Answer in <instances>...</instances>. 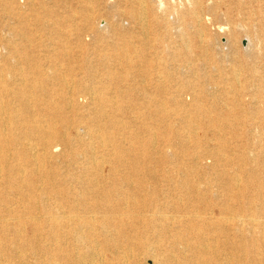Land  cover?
<instances>
[{
  "label": "bare ground",
  "instance_id": "bare-ground-1",
  "mask_svg": "<svg viewBox=\"0 0 264 264\" xmlns=\"http://www.w3.org/2000/svg\"><path fill=\"white\" fill-rule=\"evenodd\" d=\"M189 1L191 6L184 2L182 5L168 6L164 0H131L130 7H117L109 11L111 15L99 16L92 6L93 0H85L81 11L73 5L65 6L63 13H60L61 5L57 1L49 4L46 0H2L5 12L18 18L15 24H11V21L6 24L12 35L0 44L6 51L7 59L8 56L17 58V64L6 59V65L0 68V205H5L7 215L17 216L18 213L17 219L29 221L34 230L40 233L44 224L49 222L48 234L61 236L67 219L80 223L81 220L88 221L85 213L77 210L78 205L88 203L84 194L93 193L92 200L97 207L113 194L116 201L112 202L115 204L104 211L100 232L108 244L115 246L120 237L131 241L138 239L149 228L154 233L157 231L154 223L148 219L141 223L148 228L140 231L135 225L126 228L120 213L122 204L132 202L133 205L148 206L164 200V203L184 204L189 209L195 207L194 204L205 202L203 190L200 191V180L189 178L200 173L197 169L183 164V172L177 178L165 170L158 173L155 169L144 170L139 165L143 154L152 158L168 155L167 150L158 144L160 138L165 141L170 133L165 129L158 133L160 127L155 129L153 124L146 121L151 119V112L159 114L156 118L159 123L166 121L169 111L165 96L171 86L170 79L196 77V62L207 65L204 73L207 76L230 77L229 85H223V89L235 93V97L230 98L232 104L244 106V96L247 92L249 94L250 89L253 93L261 94V99H251L253 118H256L253 122L254 133L251 134L249 128L237 133V125L247 124L249 118L234 112L220 114L211 123L226 128L236 141L234 145L235 141H231L228 146L227 164L232 166L236 160L241 161L227 171L223 169L222 174L226 175L224 180L217 178L220 185L226 184L222 194L225 209L238 214L246 207H257L258 203L264 206V183L248 180L264 170V90L258 92L260 87L264 88V7L253 4L259 0ZM158 12L161 15H156ZM210 25L221 32L228 29V38L224 43L215 45L213 41V53L204 47L206 43V46L211 45L209 40H189V28L202 31ZM246 27L251 30L246 34L248 43L244 49L246 51H243L233 42L232 36L238 28ZM158 29L165 30L155 43L152 36ZM169 31L176 34L169 36ZM253 39L257 41L255 45ZM194 44L195 49L192 47ZM42 60H48L50 64L41 65ZM255 79L258 83L250 82ZM220 86L213 83L210 88L214 92L223 91ZM225 100L228 102L229 99ZM84 102L86 104L83 105ZM220 103L221 98L213 97L210 107ZM195 106L197 110L209 109L203 103ZM82 107L93 113L76 119L78 127L74 139H100V145L108 151L107 162L111 168L124 166V169L131 167L135 170L133 175L127 173L123 178L124 182L134 186L131 191H124V184L115 180L117 188L99 190L98 184L103 180L98 182V178L86 183L82 180L81 189L73 190L54 176L50 180L44 174L42 160L51 158L54 148L64 141H71L67 131L59 130L60 126L68 128L73 123L67 112L84 109ZM141 112L143 115H140ZM198 120L197 116L186 118L190 123ZM166 123L171 124L170 121ZM92 126L98 127L96 132ZM216 133L223 142L221 133L218 130ZM174 136L181 138V134ZM89 144L92 148V144ZM146 144L151 147L149 153L138 151L139 154H134L140 145ZM220 146L225 149L223 143ZM210 154H214L213 150H207L202 156ZM193 157V163L197 162L195 159L199 155L195 153ZM96 159L95 156L91 157L93 162H97ZM133 176L143 180L135 182ZM213 181L210 179L205 184L212 185ZM44 185L53 195L71 196L69 203L75 221L65 211L54 213L48 207L44 208L46 216L35 213L42 207V197L37 189ZM207 190H212V186L206 187ZM13 191L17 193L13 194ZM22 192H28V201H31L27 214L17 212L15 208L9 209L17 201L13 195L20 197ZM216 195L213 193V196ZM108 214L109 217H106ZM8 222L9 218L0 211V233L9 231ZM76 222L70 229L72 234L87 237L96 232L93 226L85 227L86 230L81 232L82 226L77 227ZM186 223L187 227L183 229H172V236L184 238L190 234L197 238L202 229L210 225L195 220ZM217 227L214 230L228 237V248H244L243 242L234 240L235 235L244 234L243 228ZM161 230L169 233L170 229L164 225ZM144 245L140 241L138 246ZM188 248L195 250L198 243L191 242Z\"/></svg>",
  "mask_w": 264,
  "mask_h": 264
},
{
  "label": "rangeland",
  "instance_id": "rangeland-1",
  "mask_svg": "<svg viewBox=\"0 0 264 264\" xmlns=\"http://www.w3.org/2000/svg\"><path fill=\"white\" fill-rule=\"evenodd\" d=\"M46 1L49 2V4L57 1V3L61 5L60 13H63L64 9H66L65 6L68 5H73L77 10H80L85 3V0ZM89 1L92 0H87V2ZM95 1L96 0H93L91 3L99 16L111 15L109 11L117 7L125 9L131 6V0ZM164 1L168 6L172 4L182 5V2L187 6H191L189 0ZM1 2L2 0H0V44L12 35H10V30L7 29L6 24L10 21L11 24H15L18 19L15 14L11 15L13 16L11 17L5 12ZM253 4L256 5V7H264V0L256 1ZM156 15H161V13L158 12ZM207 27V29L202 31L196 30L194 27L189 28L191 32L189 40H194L195 42H199L202 39L206 41L209 40L211 45L206 46V43L204 47L209 49L208 52L213 53L215 46H212V44L215 43V45H219L224 43L228 38V29L221 32L219 28L215 26L210 25ZM164 30L165 29H158V31L153 34L152 38L154 37V39H152V41L155 40L154 42L157 43L161 39V34L164 33ZM249 30L251 29L247 27L238 28L236 34L232 36L234 39L233 42L243 51H246L244 50L248 43L246 34ZM173 34L176 33H170L169 31L167 35L171 36ZM256 42V39H253V45H255ZM192 47L195 49L196 45L194 44ZM196 49L200 50L199 48ZM5 54L6 51L0 45V68L6 65L7 55ZM7 60L13 64H17V58L15 56H8ZM40 63L41 65L50 64L48 60H42ZM173 63L176 62L174 61ZM177 63L179 62L177 61ZM212 64H215V62ZM194 65V68L197 69L195 73L196 77L188 78L187 76H181L170 79L171 86L165 96L168 100L167 112L169 111V116L165 117L166 121L159 123V121L156 120L159 114L154 112L150 113L151 119L146 121L153 124L155 129L160 127L161 130L158 129V133L162 132L164 129L170 133L165 141L159 137L158 144L159 147H164L167 150L168 155L163 157L156 156L153 157V159L151 156L149 157L146 155L145 157L143 154L140 156L141 161L139 165L140 168L144 170L155 169L158 173L165 170L177 178H179V175L183 172V164H186V167L190 169H197L200 173L189 176V178L193 181L200 180V191L203 190L201 192L204 195L205 202L197 205L194 204L195 207L191 206L189 209H186L184 204L164 203V200L157 205L153 204L148 206L143 204L133 205L132 202L122 204L120 206V213L121 218L126 224V228L130 225L137 226L139 231L148 228L141 224L148 219L154 223L153 227L154 229L156 228L157 231L154 233L152 231L153 229L149 228L144 234L138 236L139 240L132 239L129 241L124 237L118 238L117 236L118 240L114 246L108 244L105 241L104 235L100 232L102 230L100 221L102 220V215L105 213L104 211L112 208L115 204L112 202V200L116 201L113 194V197L103 200L100 207L94 205V201L92 200L93 193L88 192V194H84V198H87L88 203L85 206L84 204L78 205L77 210L83 211L88 221L82 222L81 220L80 223L78 221L76 222L72 216L69 203V199L71 198L70 195L60 197L51 194L49 192L50 189H48L46 185L42 186V188L37 187V192L40 197H42L40 202L42 207L36 210V214L46 216L44 214L45 207H48V209L50 208L54 213L65 211L67 215H71L70 218L76 222L77 227L82 226L81 232L86 230L87 227L92 226L96 228V232L94 235L87 237L72 234L70 229L74 226L75 222H71L67 219V221L64 222L65 227L61 230V236L48 234L49 222L44 224V228L40 233L34 230L29 221H23V218L21 220H19V218L17 219L18 213L17 216L7 215L8 212L5 205H0V211L4 216L9 218L8 223H10L8 227L9 231L0 233V264H264V206L258 203L257 207H246L243 212L238 214H236L235 211L231 213L225 209L224 196L222 194L225 192L226 184L224 186L220 185L221 183L217 182V180H219L217 178L222 177L224 180L226 175L222 174L223 169L227 171V169L229 170L231 167H235L237 164L239 165L241 161L236 160V163L232 166L227 164L228 146L231 141L233 142L235 140L231 138V134L226 128H221L216 123H211L220 114L227 115L228 112H234L237 115H245L249 118L247 124L237 125V133H242L244 129L246 131L248 128L251 134L254 133L255 125L253 122L256 118H253L254 107L251 99L252 97H259V99H261V94L253 93L250 89L248 90L249 94L247 92V95L245 94L244 96L246 99L244 100L245 103H243L244 106H238L236 103L232 104L230 102L232 99L230 98L235 97V93H228L226 92L227 89H223V85H229L228 82L230 77L218 78L212 75L207 76L204 74L207 65L197 62L196 64L194 63ZM241 76L243 77V75ZM250 82L258 83V80H250ZM213 83L220 84L223 91L218 90L214 92L213 88H210ZM258 90V92H260L264 90V88L260 87ZM213 97L221 98V103L217 104L215 107L214 105L210 107V101ZM225 99H229L227 101L231 104L224 102L226 101ZM200 103L205 104V108L209 109L197 110L195 105ZM84 104H86V102H84L83 105ZM92 113L93 111L86 108L67 112L69 117L73 119V123L71 122L68 128L60 126L59 130L67 131L71 141H64V143L54 148L51 158L42 160L44 174H46V177L50 180L54 178H57V180L59 179L62 184L71 187L73 190L81 189L79 186L82 185V180L86 183L91 179L95 181V179L98 178V182L103 180L102 183L98 184L99 190H113L117 188L115 187V180L124 184L122 189L129 192L134 186L124 182L123 178L127 173L133 175L135 170L131 167L124 169V166H118L117 169L111 168V165L107 162L106 152L108 151L100 145V139L96 137H94V139H74L76 127H78V118L87 117V115H91ZM140 115H143V112H141ZM196 116L199 119L198 121L193 123L186 121V118H193ZM167 121H170L171 124L168 125L166 123ZM244 126L247 127L245 128ZM92 129L95 131L98 127L92 126ZM217 130L218 133H221L223 142L218 139ZM98 132L99 135H102L100 131ZM171 133L181 134V138H177ZM89 143L92 144V148L89 147ZM222 143L225 149L221 148L220 145ZM234 144H236V141L235 143L233 142L232 145ZM149 149H151V147L147 144L144 146L140 145L139 148L136 149L137 151H134V154H139V152H145L147 154V152L149 153ZM207 150H209V152L213 150L214 154L205 155L203 157L202 154ZM195 153L198 154L199 157H196L197 159L195 160L197 162L193 163L195 158L193 154ZM92 156L97 157V162L91 160ZM263 176L264 170H260L255 176L248 178V180H253L252 182L257 184L259 181L264 183ZM133 178L135 182L143 180V178L137 179L136 176H133ZM104 179L106 180L104 181ZM210 179L211 182L215 180L213 184H205L206 181ZM208 186H212L213 192H211L212 190L206 191V187ZM162 187L165 186L162 185ZM98 188L94 189L98 190ZM14 193L17 192L13 191V194ZM27 193L28 192H24L20 197H18V194L15 196L13 195V198H15L14 200L17 201L13 206H9V209L15 208V210L21 214L28 212L31 208V201H28ZM213 193H217V195L213 196ZM106 217H109V214L106 215ZM189 220H195L197 223L208 222L210 225L202 229L197 238L190 234L185 235L184 238H175L172 236V229H183L187 227L186 222ZM211 222L214 224H211ZM164 225L170 229L169 233L161 230ZM216 225L219 227L233 226L243 228L244 234L241 236L235 235L234 240L239 243L243 242L244 248L242 250L228 248V245H226L228 237H226L224 233L214 230V227H217ZM135 237L137 238V236ZM140 241L145 244L144 247L138 246ZM191 242H197L198 248L195 250L189 249L188 246ZM96 253H98V256Z\"/></svg>",
  "mask_w": 264,
  "mask_h": 264
}]
</instances>
